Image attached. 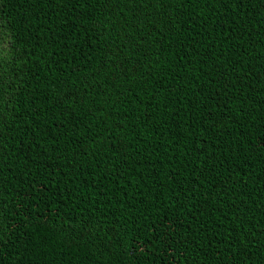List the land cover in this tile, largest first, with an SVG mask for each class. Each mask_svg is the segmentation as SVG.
Returning a JSON list of instances; mask_svg holds the SVG:
<instances>
[{
  "label": "trees",
  "instance_id": "obj_1",
  "mask_svg": "<svg viewBox=\"0 0 264 264\" xmlns=\"http://www.w3.org/2000/svg\"><path fill=\"white\" fill-rule=\"evenodd\" d=\"M0 264H264V0H0Z\"/></svg>",
  "mask_w": 264,
  "mask_h": 264
},
{
  "label": "rangeland",
  "instance_id": "obj_2",
  "mask_svg": "<svg viewBox=\"0 0 264 264\" xmlns=\"http://www.w3.org/2000/svg\"><path fill=\"white\" fill-rule=\"evenodd\" d=\"M2 37V35H1V32H0V38Z\"/></svg>",
  "mask_w": 264,
  "mask_h": 264
}]
</instances>
